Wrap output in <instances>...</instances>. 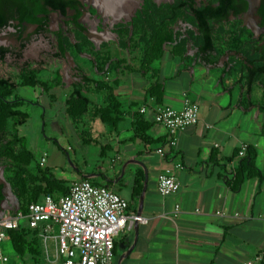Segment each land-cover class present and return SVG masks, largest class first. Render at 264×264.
<instances>
[{
    "label": "crops",
    "instance_id": "crops-1",
    "mask_svg": "<svg viewBox=\"0 0 264 264\" xmlns=\"http://www.w3.org/2000/svg\"><path fill=\"white\" fill-rule=\"evenodd\" d=\"M221 48L223 51L210 53L206 61L197 48L180 55L168 50L149 73L126 67L110 72L105 80L116 106L106 104V93L92 87L89 91L94 105L80 123L66 115L67 91L74 83L63 86L60 110L69 127L76 132L82 129V133H76L77 140L85 137L77 145L86 150L85 146L93 144L97 151L88 165L85 159L78 160L70 144L63 146L58 139L50 138L56 149L52 156L47 147L40 150L38 163L46 155L45 165L40 166L68 182L70 188L89 180L126 199L130 216L141 213L146 222L140 223L137 231L135 225H128L115 238L113 264H264V115L260 110L264 88L254 86L249 92L241 66L244 59ZM156 83L164 93L161 105L148 96ZM186 98L198 104L199 123L179 133L171 148L168 143L172 136L154 122V113L159 107L180 111ZM48 102L43 106L46 112L59 101ZM104 107L110 108L108 117L112 115L116 125L101 120L99 111ZM142 108L146 113H140ZM137 124L149 127L148 143L136 135ZM52 127L64 136L63 127L56 121ZM242 145L255 150L261 175L247 176L240 182L235 176L244 158L238 154ZM160 148L165 157L158 154ZM69 151L74 154V162ZM68 161L74 168L64 169ZM0 167L4 169L2 184L6 181L5 166ZM54 167L60 168V176H56ZM167 169L173 170L181 187L177 194L163 197L158 191V178ZM141 175L142 191L137 196ZM11 190L2 203L0 217L19 214L20 202ZM6 243L10 244L8 237L0 249L10 258ZM14 257L8 264H22L15 253Z\"/></svg>",
    "mask_w": 264,
    "mask_h": 264
},
{
    "label": "trees",
    "instance_id": "trees-1",
    "mask_svg": "<svg viewBox=\"0 0 264 264\" xmlns=\"http://www.w3.org/2000/svg\"><path fill=\"white\" fill-rule=\"evenodd\" d=\"M143 1L144 4L136 12L133 21L118 25L116 34L120 48L136 56L138 61L136 66L140 72L144 73L153 70L155 64L163 58L165 44L171 45L174 55L185 52L189 40L178 38L172 30V26L179 20L196 27L194 33L196 38L192 40L197 43L196 48L200 58L206 61L210 53L219 52L216 45L219 43L216 38V27L227 24L231 16L238 17L248 8V3L244 0H209L200 6L196 0H176L173 4L161 6L153 0ZM82 6L78 0H0V33L14 28L19 34V41L23 42L27 27L34 26L36 35L52 34L55 37L58 49L56 57L64 58L68 53L75 61L84 55L91 57L84 62L91 67L92 75H86L85 69L79 66L76 72L80 77L67 91L66 115L69 120L77 123L91 112L94 105L89 91L92 87L106 93V104L116 106L117 102L112 97V91L105 79L110 72L117 71L123 64L119 58L114 59V54L110 51L104 50L106 45L96 50L94 44L85 35L86 29L79 22L83 15ZM69 11H74V14L70 16ZM52 12L60 13L65 19V26L62 25L60 30L55 32L50 30ZM89 12L93 15L96 10L91 8ZM187 12L191 15L187 16ZM13 14L16 15L18 25L10 23L14 17ZM259 14L264 19V0H262ZM131 27H133V33L130 37ZM246 32L250 34L248 30ZM69 34L75 36V43L68 38ZM219 39L222 41L221 38ZM235 41H237L236 44L231 43L228 47L232 49L231 52L244 54L246 64L242 63L241 66L246 73L248 91L251 92L254 86L264 88V48H257L263 51L259 58L251 54L250 38H240ZM252 43L256 45L257 42ZM22 48H25V44ZM10 54H12L10 48L0 45V63H3ZM137 67L134 65L126 68L132 70ZM63 86L59 70L50 74L46 70L33 68L30 65L23 67L16 77L0 78V164L5 166V180L11 185L20 202L18 213L23 215L28 213L32 202H38L44 196H53L58 201L69 193L70 186L68 182L57 179L50 170L42 168L38 161H35V155L28 148L27 138L22 136L19 130L29 122L30 115L20 110L26 100L17 97L16 91L20 87L40 89L42 95L53 102L57 99L54 90ZM148 96L155 99L157 105L162 104L164 93L158 83L151 86ZM109 107L101 109L99 115L105 124L116 125L115 118L112 115L108 117ZM260 110L264 115V103L261 104ZM148 131L149 127L144 129L141 124H137L136 135L147 143L150 141ZM260 175L256 167V152L248 146L246 156L242 158L239 169L236 170L235 181L242 182L247 176L259 177ZM142 181L143 175L140 176L135 189L137 196L142 191ZM6 199L5 185L2 183L0 184V205ZM22 222L24 224H20L18 229L7 232L13 252L22 264H48L40 229L33 230L25 220ZM28 258L31 260L28 261Z\"/></svg>",
    "mask_w": 264,
    "mask_h": 264
},
{
    "label": "rangeland",
    "instance_id": "rangeland-1",
    "mask_svg": "<svg viewBox=\"0 0 264 264\" xmlns=\"http://www.w3.org/2000/svg\"><path fill=\"white\" fill-rule=\"evenodd\" d=\"M141 1L142 0H101L95 4V8L92 7L96 10L95 16L90 15L85 19V24L88 28L91 40L93 41L91 42L94 44L96 50H100L103 45H106L107 47L104 50H108L114 54V59L119 58L123 62L121 66L122 68L127 66L133 67L134 65L137 67L136 64H138V61L136 60L135 55H130L126 50L120 48L118 43L119 38L116 34L117 26L129 23L131 18V22L133 21L136 12L141 9L144 4ZM153 1L157 3L158 6H161L163 4H173L176 0ZM197 1L202 4L208 2L209 0ZM186 14L187 16L191 15L188 12ZM62 21L63 19L59 14L53 13L50 20L51 32L59 30L62 26ZM237 21L238 20L236 19H231L227 24L216 27V38L219 41L216 45L219 52L223 51L221 47L224 46L225 50H228L230 53L232 49L228 46L231 43L236 44L237 41H235V39L240 40V38H250V46L252 48V42H254L255 38L252 37L253 33L251 29L254 25H252V23L251 25L247 23L249 28H251L249 29L247 26L243 25L242 20L240 22ZM172 30L175 31L178 38L189 40L185 48V52L189 49H196L197 43L195 40H192L193 38H196V36H194L196 27L193 24L179 20L172 26ZM246 30H248L250 34L246 32ZM132 33L133 27H131L130 30V37L132 36ZM67 36L73 43H75L74 35L69 34ZM24 38L25 41H19V34H17L14 28H9L0 33V45L8 47L12 50V54H10L3 63H0V78L16 77L20 73L21 69L26 65L46 70L47 72H50V74L55 70H59L62 76L63 85L66 87L78 81L77 79H79L80 76L76 72V69H78L79 66H82V68L92 75L93 72L91 67L85 63L87 59H91L90 56L84 55L81 58L76 59V61L69 53L64 58L56 57V54L58 53L57 42L52 34L36 35L35 28L29 26L25 31ZM219 38H221L222 41H220ZM23 44H25L24 49L22 48ZM163 48L164 54L168 50L172 52L171 45L165 44ZM236 55L238 54L236 53ZM156 64L155 67L157 66ZM64 89V87H60L56 90L59 102L53 106L52 110H48L46 112L43 106L48 105L49 99L42 95L40 89L18 88L16 91L17 97L26 100L20 110L30 115L29 122L19 129L20 133L21 135L27 137L28 147H30V149H32V151L36 154L35 161H38L39 152L45 147L48 148V152L51 156L53 155L56 146L48 139L55 138L58 139L63 146H65V143L70 144L76 151L78 160L83 161L82 159H85L86 162H88V165H90L93 154L97 150L94 149L92 146L93 144L88 145V147L85 146L86 150H82L83 146L79 148L80 145H77V143L82 142L85 137H83L80 141L77 140L76 133H82V129L76 132L73 128L69 127L68 120L66 119L64 113L60 110V104L63 98L61 94H63ZM38 101H41V105H36ZM53 121H56L63 127L65 131L64 136H62L60 132H54L52 127ZM69 154L74 162L73 152L69 151ZM80 166L82 167V165ZM71 168H74V166L72 162L68 161L66 168L64 169L69 170ZM83 169H85V166ZM2 170L4 171V169L0 167V178H2ZM53 170L56 172L55 174L57 177L60 176V168L54 167ZM6 251L10 257V262L15 260L14 253L9 243H6Z\"/></svg>",
    "mask_w": 264,
    "mask_h": 264
},
{
    "label": "built area",
    "instance_id": "built-area-1",
    "mask_svg": "<svg viewBox=\"0 0 264 264\" xmlns=\"http://www.w3.org/2000/svg\"><path fill=\"white\" fill-rule=\"evenodd\" d=\"M142 108L140 113H146ZM154 122L165 127L175 147L177 135L199 123V106L190 98L184 100L180 111L159 107L154 113ZM248 145H242L239 157H245ZM158 154L165 157L164 149ZM46 163V155L41 166ZM180 182L172 169H167L158 178V191L163 197L177 194ZM129 202L113 190L83 180L74 184L68 194L59 198L42 197L32 202L28 213L16 217H0V246L7 240V232L20 227L25 220L33 230L40 229L46 260L49 264H113L115 238L128 226L145 219L128 214ZM179 206L176 207L178 212ZM219 215H223L221 212ZM54 230L56 231L54 233ZM257 261H261L258 258ZM9 258L0 249V264H8ZM247 264H253L248 262Z\"/></svg>",
    "mask_w": 264,
    "mask_h": 264
},
{
    "label": "flooded vegetation",
    "instance_id": "flooded-vegetation-1",
    "mask_svg": "<svg viewBox=\"0 0 264 264\" xmlns=\"http://www.w3.org/2000/svg\"><path fill=\"white\" fill-rule=\"evenodd\" d=\"M244 1H246V0H244ZM196 2H197V4H198V6H200L201 4L200 3H198V1L196 0ZM247 2V1H246ZM248 3V2H247ZM13 5H14V3H13ZM250 6H249V3H248V8H247V10L246 11H244L242 14H240L238 17H234V16H231L230 17V20L231 19H236V20H238L239 22L242 20V22H243V25L244 26H247V28H249V26H248V24L247 23H249L250 25H251V23H252V25H254V26H252V29L251 28H249V29H251L252 30V33H253V38H255V42H257L256 43V45L255 44H253V47H252V50H251V54L253 55V56H256V57H261V55H262V52L263 51H261V50H258L257 48H261V49H263L264 48V26H262V21H264V19H263V17H261L260 16V14H259V11H260V9L262 8V0H261V3H260V5L259 6H257L256 7V12H251L250 11ZM82 12H83V15H82V17L79 19V22H80V24L81 25H83L84 27H85V29H86V32H85V35L89 38V40L90 41H92L91 40V37H90V35H89V31H88V28H87V26H86V24H85V19H86V17H88V16H90V15H92L89 11H86L85 9H84V5L82 6ZM53 13H56V12H52L51 14H50V20H51V16H52V14ZM57 14H59L61 17H62V19H63V21H62V25L63 26H65L64 25V23H65V19H64V17H63V15H61L60 13H57ZM70 16L71 15H73L74 14V11H69V13H68ZM96 14V13H95ZM95 14H93L92 16H95ZM13 19H11V21H10V23L13 25H18L19 24V22L15 19V17H16V15H14L13 14ZM29 27V26H28ZM31 27H34V26H31ZM35 28V27H34ZM244 28V27H243ZM64 29H66V28H64ZM15 30V29H14ZM60 30V29H59ZM16 31V30H15ZM58 31V30H57ZM17 32V31H16ZM18 34V33H17ZM93 42V41H92ZM240 57H242L243 59H244V62L243 63H245L246 64V59H245V57L243 56V54H238Z\"/></svg>",
    "mask_w": 264,
    "mask_h": 264
},
{
    "label": "water",
    "instance_id": "water-1",
    "mask_svg": "<svg viewBox=\"0 0 264 264\" xmlns=\"http://www.w3.org/2000/svg\"><path fill=\"white\" fill-rule=\"evenodd\" d=\"M78 1H80L82 3V5H84V9L86 11H89L90 8H92V7L95 8V4L100 2L101 0H78ZM246 1L249 3V6H250L249 9H250L251 12H256V7L259 6L260 3H261V0H246ZM141 2L144 3L143 0ZM172 2H174V1H172ZM158 4H160V3H158ZM131 20H132V18H131ZM147 180L148 179L146 178V181ZM3 184L5 185V196H6V198H9V196L12 193L11 186L6 181H3ZM145 188H146V186H145ZM17 205L19 207V202H17ZM1 208H2V204L0 205V212L2 211ZM137 217L142 218L140 212H138ZM139 224H140L139 222H136L134 224L135 228H136V231L139 228ZM118 264H120V262Z\"/></svg>",
    "mask_w": 264,
    "mask_h": 264
}]
</instances>
